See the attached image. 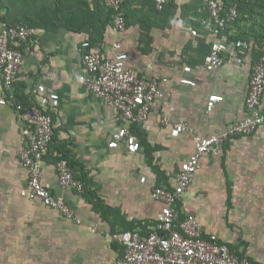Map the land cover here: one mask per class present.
I'll use <instances>...</instances> for the list:
<instances>
[{"label":"crops","instance_id":"0c3cea01","mask_svg":"<svg viewBox=\"0 0 264 264\" xmlns=\"http://www.w3.org/2000/svg\"><path fill=\"white\" fill-rule=\"evenodd\" d=\"M199 3L170 0L158 12L152 0H127L128 27L118 33L103 0H84L82 8L72 7L73 13L71 0H0V31L3 23L29 22L37 28L33 40L22 46L24 62L12 92L24 104L36 103L54 115L44 182L65 197L81 220L23 196L29 179L20 158L23 123L12 100L0 104V264H119L124 246L111 234L161 231L163 204L153 196L154 188H173L200 137L221 133L247 115L253 64L260 54L253 43L209 72L205 58L220 36L197 21L206 15ZM258 18L244 20L236 32L249 40L264 36V14ZM115 39L129 54L127 64L142 77H157L162 87L149 119L134 123L127 138L115 121V109L79 81L86 71L83 41L99 43L107 54ZM9 93L0 73V99ZM212 94L224 100L208 111ZM164 115L191 122L198 133L162 125ZM249 141L256 155L242 135L206 154L176 208L182 216L194 214L205 236L216 235L235 255L264 262V183L239 186L232 178L264 163V125ZM61 156L69 157L78 179L88 181L84 191L59 185ZM255 190L263 197L244 192Z\"/></svg>","mask_w":264,"mask_h":264},{"label":"built area","instance_id":"2783aa9c","mask_svg":"<svg viewBox=\"0 0 264 264\" xmlns=\"http://www.w3.org/2000/svg\"><path fill=\"white\" fill-rule=\"evenodd\" d=\"M126 1L103 0L106 10L112 13L113 29L118 33L128 27ZM198 1L206 15L198 16L197 21L203 26L214 28L220 36L211 43L205 58L209 72L221 69L229 54L238 57L241 52L248 51L253 43L260 51L253 64L246 97L247 115L221 133L200 137L194 151L182 162L173 188L162 185L154 188L153 196L163 204L158 215L161 231L143 234L137 229H126L111 234L114 240L124 246V255L119 264H264L248 256L240 258L235 255L228 244L221 242L216 235L206 237L201 221L194 214L182 216L176 208L177 200L191 185L206 154L233 137L251 135L264 125V36L249 40L248 36L237 33L244 20L255 22L259 19V12L264 14V0ZM152 2L158 12H163L170 0ZM262 25L264 27V22ZM244 28L246 30L247 26ZM36 34V26L29 22L3 23L0 31V73L5 88L10 91L7 98L0 99V104L12 100L22 119L25 138L20 158L29 172V179L21 193L81 223L65 197L44 182L43 163L55 134L54 115L36 103L24 104L12 92L24 62L22 46L31 42ZM99 45L91 40L83 41L82 62L86 71L79 81L115 109V121L121 127L122 137L127 138L133 134V124L147 121L155 109L162 94L161 81L157 77H142L134 66L127 64L129 54L123 49L120 40L112 42L111 52L107 54L102 52ZM223 100L220 94L210 95L207 110L212 111ZM161 123L175 130L198 133V128L191 122L172 115H164ZM56 169L62 188L73 187L84 191L85 182L75 176L68 157L61 156Z\"/></svg>","mask_w":264,"mask_h":264},{"label":"rangeland","instance_id":"374dc122","mask_svg":"<svg viewBox=\"0 0 264 264\" xmlns=\"http://www.w3.org/2000/svg\"><path fill=\"white\" fill-rule=\"evenodd\" d=\"M83 3H84V0H71V13H73L74 12V8H72V7H75V6H77V7H79V8H82V6H83ZM147 18V17H146ZM144 19L143 21L144 22H146V20L147 19ZM149 22V21H148ZM145 25H148V23H145ZM148 27H145V29H147ZM253 134L254 133H252L251 135H248L247 136V143H246V148H247V150H249L251 153H253L254 155H256L255 153H254V148H252V145H251V141H249V140H251L252 139V136H253ZM239 136H241V135H239ZM235 137H237V136H235ZM234 137V138H235ZM264 144V143H263ZM262 144V145H263ZM257 148H259V147H257ZM222 151V150H221ZM247 152V151H246ZM263 153H264V150H263ZM257 157H258V155H257ZM263 160V159H262ZM253 161H256V163H258V159H253ZM253 163V162H252ZM251 163V164H252ZM250 164V165H251ZM264 163H260L259 164V167H257L256 169H254V170H252V171H250V170H246V169H244L243 171H245V172H241L242 174H240V173H237V174H234V175H232V178H233V181L237 184V185H241V186H243V184H246L247 185V182H249L250 184H252V185H255V184H261V183H264V173H263V171H264V168H263V165ZM249 165V166H250ZM254 166H256V165H254ZM261 167L263 168V171L261 170ZM259 175V176H258ZM232 181V182H233ZM233 182V183H234ZM244 192H246V193H251V194H255L256 196L258 195V196H260V193H259V190H255V191H252V192H247V191H244ZM242 194V193H241ZM262 196V195H261ZM260 196V197H261ZM263 197V196H262Z\"/></svg>","mask_w":264,"mask_h":264},{"label":"trees","instance_id":"16d2710c","mask_svg":"<svg viewBox=\"0 0 264 264\" xmlns=\"http://www.w3.org/2000/svg\"><path fill=\"white\" fill-rule=\"evenodd\" d=\"M146 148H147V150L149 149L148 145H146ZM65 157H67V156H65ZM68 158H69V157H68ZM70 162H71V160H70ZM83 181H84V180H83ZM84 182H85V185H87V182H88V181H84ZM86 187H87V186H85V188H86ZM239 256L241 257L242 255L239 254Z\"/></svg>","mask_w":264,"mask_h":264}]
</instances>
